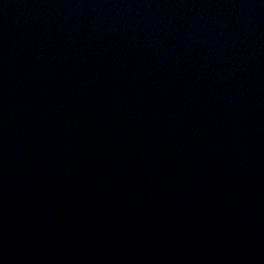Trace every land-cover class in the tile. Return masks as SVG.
I'll list each match as a JSON object with an SVG mask.
<instances>
[{"label":"water","instance_id":"1","mask_svg":"<svg viewBox=\"0 0 264 264\" xmlns=\"http://www.w3.org/2000/svg\"><path fill=\"white\" fill-rule=\"evenodd\" d=\"M0 264H264V0H0Z\"/></svg>","mask_w":264,"mask_h":264}]
</instances>
